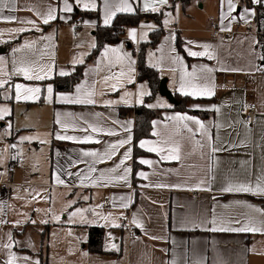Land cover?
<instances>
[{"label":"crops","instance_id":"0c3cea01","mask_svg":"<svg viewBox=\"0 0 264 264\" xmlns=\"http://www.w3.org/2000/svg\"><path fill=\"white\" fill-rule=\"evenodd\" d=\"M69 3L73 6L71 13L62 11L64 0H15L14 5L9 3V8L4 9L3 15L16 16L17 20L15 22L0 20V56L16 61L22 58L40 60L43 52L45 55L41 62L54 63V71L50 79L27 81L22 76H16V81L33 84L42 89L40 98L32 103L41 107L36 108L33 125L41 124L39 129L44 131L45 140L48 141L43 144L45 147L44 164L39 171L44 176V186L49 189L50 193L57 195L58 198L61 197L67 203L65 214L69 221L60 226L69 233L80 236L81 243L85 237L87 238V243L83 247H80L79 244L69 245L68 253H76L78 256L76 260H79V264H173V262L175 264H264V232L235 233L209 230L213 227L211 221L214 218L217 220L216 226H220V222L223 221L226 226L230 222L231 227H240L249 218L254 222H264V195L221 191L229 182H244L255 186L259 177L264 183V72L256 70L257 67H264V63L259 59L264 36L246 32L243 27L245 20H240L238 15L244 14V8L254 9L242 0H234L237 9L231 15L236 16L237 19L230 24L229 20H224V25L229 26L230 31L233 30L236 33L232 35L231 39L223 40L214 38L208 25L215 21L221 28V13L228 11L227 0H223V3L222 0H219L217 19H214L213 16L210 17L204 26H199L196 18L192 15L182 18L179 8L174 25L166 27L165 30L162 22L165 33L160 43L156 48L147 50V65L158 70L161 80H167L168 88L173 94L184 96L179 91L181 77H185L184 83L187 85L192 78L185 76V73H191L194 67L197 70V75L200 74L199 69L202 65L217 69L211 74L216 85L215 95L211 98L191 97L192 100L187 104L190 110L210 114L209 118L202 119L197 115L174 111L173 104L159 93L153 100L148 101L151 89L147 81L141 82L139 79L137 59L141 44L150 40V33L147 34V38L142 40V31L148 30L142 25L124 28L116 41L105 46L119 48L122 53H129L131 59L135 61L133 83L125 82L122 87L118 85V90L112 91L108 84L103 83V77L121 70L119 65L110 66V60L114 61L115 56L110 54L109 59L103 58V49L95 59L87 61L95 49L89 45L92 42L96 44V28L99 25L106 26L103 23L104 0H96L97 8L94 11H87L82 6H77L75 0H69ZM119 3L120 0H109V5L113 10ZM129 3L135 9L134 12L137 9L144 11L143 0H129ZM50 7L56 10L57 19L44 25L41 18L37 16V12L46 14ZM11 8H14V11H10ZM162 8L164 19L168 16L167 12L171 10L175 14L176 4H174V0H169L168 5ZM79 12H95L98 13L99 18L80 17L77 16ZM119 14L130 13L118 12L116 16ZM254 17L255 15L248 16L247 21L253 22ZM77 19H81L84 25L75 36L71 24ZM25 20H35L40 30L37 31L31 25L21 23ZM150 22L146 24L154 25L151 31L159 28L156 23ZM13 28H29L31 30L22 33L10 32L9 30ZM131 29L138 32L136 43H129L130 41L126 37L127 32ZM178 33L183 39V48L188 57L179 53L177 49ZM47 36H51L52 39H41ZM25 41H35L36 44L32 49H23ZM189 41L192 42L191 45L188 44ZM200 44L212 45L209 51L216 58L189 56L188 48H191L192 51H203L198 47ZM78 45L79 47H77ZM15 48H22V51L14 53L13 49ZM82 53H87L84 55L85 68L82 79L74 85L71 91H56L53 80L62 77L58 75V72L65 70L71 73L68 76L73 75L77 67L82 64L73 66L71 61L73 57L80 56ZM176 56L182 59V64L173 62V58ZM221 67L241 69L242 71H220ZM244 79H246V84ZM49 84L53 87L52 102L47 99L46 89ZM81 84L86 88L95 86L96 104L57 102V97L60 94L75 95L76 87ZM141 85L145 86V91L150 95H145L142 98L143 103H137L139 97L136 94ZM125 92L133 93L132 96L127 97L129 103L119 102L110 105L105 103L106 101H120ZM158 102H163L170 107H149V105H155ZM142 105H147L160 114V117L154 120L159 122L158 129L153 128L152 122V133L159 130L162 135H167L174 122L167 120L166 117L177 113L187 114L206 124L216 146L228 150L216 153L213 159H208L207 155L201 157L200 151H197L181 161H161L156 153L148 152L139 146L142 140L156 141L160 137L152 135V137L136 141L135 112L124 111V109ZM194 105H200L201 109L217 106L220 108V112L198 110L194 108ZM245 105L256 106V117L253 123L246 121L250 107L245 110ZM57 113L61 114V119L74 123L75 130L70 128L65 133L55 123ZM67 113L72 115H65ZM114 121L118 123H113ZM129 121L131 122V131L125 132L124 125ZM88 124H94L105 131L112 129L118 134L109 136L104 132L92 133L89 130L85 133L81 131ZM165 125H168V128H165ZM15 132H17L16 136L13 135ZM57 133L81 138L84 135H92L94 141L98 140L99 143L57 140L55 138ZM129 135L132 137L130 143L118 148L116 155L110 159L104 157L103 162H98L106 151H110V144L126 139ZM19 136L20 132L18 131L12 133V138ZM20 137H23V134ZM195 138L201 139L200 134L197 133ZM232 145H236V147H232ZM129 148H131V158L125 161L117 173H110L108 170L119 164ZM37 149H40V146ZM137 149L140 151L139 154L136 153ZM185 150H190V145L185 144ZM203 151L207 153L208 149L205 148ZM84 152H96L99 156L85 157L83 156ZM141 159H150L155 163L150 167L140 164ZM125 166L132 169L128 175V184L122 181L108 182L110 177L122 174ZM209 166H211L210 173ZM89 167H95L96 171L89 172ZM170 169L174 171H169ZM35 171H38V167ZM68 172L74 175L69 176ZM140 172L147 173L148 179L140 177L138 175ZM75 173L81 175L77 176ZM101 174H104V180L93 183L94 180L100 179ZM57 175L65 181L64 184L56 182ZM209 175L215 177L211 182V190H196L195 185L198 181L207 179ZM83 176H89L91 179H85L81 184ZM156 184H179L181 187L157 188L154 186ZM142 185L153 186L142 187ZM121 196L127 199L120 201L119 197ZM107 198L112 200V206L102 208V204ZM121 203H128L129 206L122 208L120 207ZM76 209H88L89 211L81 213V216L77 214L70 218V214ZM255 209H260L261 212H257ZM109 213L115 218V223L122 225L121 227L107 226L109 221L102 219L101 216H108ZM134 216L143 223V229L132 223ZM82 217L91 223H83ZM236 220H239L240 223H235ZM8 221L11 222L12 219L10 218ZM260 226L264 227V224ZM92 227L104 229L102 252H93L87 246L89 229ZM130 229H134L137 235L132 236ZM153 236L160 238L151 239L150 237ZM112 243L118 246L119 251L110 249Z\"/></svg>","mask_w":264,"mask_h":264},{"label":"snow or ice","instance_id":"6c2138e0","mask_svg":"<svg viewBox=\"0 0 264 264\" xmlns=\"http://www.w3.org/2000/svg\"><path fill=\"white\" fill-rule=\"evenodd\" d=\"M169 0H143V10L145 12H160L161 8L163 6L168 5ZM255 4H264V0H252ZM9 3L15 4V0H0V20L6 21V22H15L17 20L16 16H5L3 15L4 9L9 8ZM75 3L77 6H82L84 10L87 11H94L97 8L96 0H75ZM223 3V0H222ZM228 5V11L227 13L222 12L221 13V31H230V27L227 25H224V20H229V24L232 21H235L237 19L236 16H232L231 14L236 11L237 4L234 3V0H227ZM31 10V9H29ZM10 11H14V8H11ZM63 12L71 13L73 12V6L69 3V0H64V7L62 8ZM135 9L133 8L132 4L129 3V0H120V3L116 5L115 10L112 9V7L109 5V0H104V17H103V23L104 25H110L112 23L113 18L116 16L118 12L120 13H133ZM244 14H238L240 20L247 21L248 16H254L255 11L250 10L248 8H244L243 10ZM169 15H171L169 13ZM37 16L41 18L42 23L44 25H47L50 23V21H53L57 19L56 16V10L54 8H49L46 14H42L37 12ZM61 19H64V17H61ZM21 23H25L28 25H31L32 28L39 31V27L36 24L35 20H25L21 21ZM165 24L170 23L169 20L164 21ZM142 27L147 28L149 30L154 28V25L151 24H145L142 25ZM29 28H13L10 29V32L13 33H22L25 31H30ZM147 32H143L141 38H144L147 36ZM129 36L132 39L137 38V32L135 29H131L129 31ZM174 39V37H172ZM41 39L44 40H51V36L42 37ZM35 41H25L22 48L23 49H32L35 46ZM189 45L192 44L191 41L188 42ZM79 47V45L77 46ZM89 47L95 48L96 44L95 42H92ZM198 47L202 48L203 51H192L191 48L187 49L188 55L192 57H207L208 59H215L216 57L214 54L209 51V49L212 48V45L210 44H200ZM22 48H15L13 49L14 53H19L22 51ZM87 53H82L80 56L73 57L71 63L73 66L77 64H83L84 63V55ZM110 54L115 56V60H110V66L114 67L116 65L120 66V71L117 73H112L111 75H106L103 77V83L108 84L110 89L112 91L118 90V85L123 86L125 82L127 83H133L134 77L133 73L135 72L134 64L135 61L131 59L129 53H122L121 49L119 48H109L105 47L104 52L102 54L103 58L109 59ZM44 53H41L40 60L36 59H20L19 61L13 60V70L11 73L5 72L3 66L5 65V59L3 56H0V76H22L27 81H43L46 79L51 78V74L54 71V63H43L41 62L44 57ZM259 59L261 61H264V55L259 56ZM174 63H183L182 59L179 56H176L173 58ZM99 63V62H98ZM18 65V66H16ZM155 66V65H153ZM126 67V71H125ZM74 70V69H73ZM220 71H232V72H238L242 71L241 69H227L224 67H221L219 69ZM258 71L264 72V67H257ZM217 71V69L208 67L206 65L200 66L199 69V75H197V70L194 67L191 73H185V76H189L192 79L188 82L186 85L184 83L185 77H181V84L179 91L184 96H190L193 98H211L215 95V89L216 85L214 83V78L212 77V73ZM71 73L69 71L60 70L58 72L59 76H68ZM111 81H115L114 83H109ZM10 83L9 79H2L0 78V88H5V85H8ZM14 99L16 101H35L40 98V93L42 89L40 87H31L27 86L22 83H16L14 86ZM190 89V90H189ZM47 99L49 102H52L53 99V87L51 84L47 86ZM101 94H103L101 92ZM96 95L95 86L93 85L91 88H86L85 85L81 84L76 87V94L75 95H64L60 94L57 97V102L59 103H65V104H82V105H94L97 103L96 99H94V96ZM133 93L125 92L124 95L120 98V101H106V104H115L119 102H123L125 104L129 103V100L127 97L132 96ZM139 98L137 99V103H143V97L145 95H150L147 91H145V86L141 85L140 90L136 94ZM149 107H170V105H167L163 102H158L155 105H149ZM250 107V105H245L244 108L247 110V108ZM195 109L198 110H205V111H215L220 112V108L217 106H212L208 109H201L200 105H194ZM10 114V110L7 107H0V120L4 119L6 116ZM65 115H72L71 113H67ZM167 120L174 122L171 126V129L168 131L167 135H162V133L159 130L153 131L152 135L156 137H160V139L156 141L151 140H142L140 141V147L145 148L148 152L156 153L157 156H159L161 161H181L186 156H192L197 151H200L201 157L207 155L208 159H213L216 153L221 151L228 150L224 147H217L215 144V141L209 131V128L206 124H204L201 120L198 118L187 115V114H180L177 113L172 116L166 117ZM55 123L60 126V128L66 133L68 129L72 128L75 130L76 125L74 123H69L63 119H61V114L57 113V118ZM113 123H118L117 121H114ZM246 123V122H245ZM159 122L153 121V128L158 129ZM216 127H219V125H216ZM165 128H168V125H165ZM89 130L92 133H100L104 132L106 135L114 136L118 133L112 129H105L99 128L94 124H88L86 128L81 129V131L87 133ZM124 131L130 132L131 131V122H127L124 125ZM187 133V135H185ZM197 133L200 134L201 139H196ZM55 138L57 140H70L75 141L78 143H89V142H96L99 143L98 140L94 141V138L92 135H84L82 138L72 135H66V134H60L57 133ZM218 139V137H217ZM38 140L41 144L48 143L47 140L40 139L38 136H23L20 137V141H33ZM132 140V137L129 135L126 139H121L115 144H110L109 149L110 151H106L103 154V157H100V160L98 162H103L104 157L111 158L112 156L116 155V150L118 148L123 147L124 145L130 143ZM185 144L190 145V150H185ZM11 148H16V145H10ZM232 147H236V145H232ZM207 148L208 152L205 153L203 150ZM7 151V149H5ZM83 156L85 157H97L99 156L96 152H84ZM131 158V148L127 149V151L124 153L123 159L120 160L119 164H117L114 168L109 169L108 171L110 173H117L121 166L125 164V161ZM12 159H16L15 156L12 157ZM2 162V160H0ZM76 163V162H73ZM95 163V162H94ZM140 164L153 166L155 161L150 159H141L139 161ZM95 167H89V172H95ZM132 169L130 167H124L122 174L114 175L109 178L108 182H115V181H122L125 184H128V175L131 173ZM169 171H174L170 169ZM209 173L211 172V166H209L208 169ZM6 173H0V175H5ZM69 176L74 175L71 172L67 173ZM75 175L80 176V173H75ZM138 175L144 179H148V174L145 172H140ZM85 179H91L89 176H83L81 178V184H83V181ZM215 179L214 176L209 175L207 179H201L198 181V183L195 185L196 190H202V191H210L211 190V182ZM101 180H104V174H101V177L99 180H94L93 183H99ZM56 182L58 184H64L65 181L60 178L59 175L56 176ZM130 186V185H129ZM153 185H142V187H149ZM157 188H163V187H181V185H164V184H156L154 185ZM222 192L225 193H252L253 195H264V183L261 182V178H257V183L255 186H252L250 183H231L229 182L225 187L221 189ZM39 193H37V196ZM36 197H33L35 199ZM84 199H87V197H84ZM120 201H125L127 198L124 196L119 197ZM129 205L128 203H121L120 207L127 208ZM71 207V205H69ZM248 207H251V205H248ZM36 211H42L41 209H36ZM48 212H51V209L47 210ZM85 211H89L88 209H76L75 212L70 214L71 217H75L77 214H81ZM257 212H261L260 209H255ZM97 215H100L97 213ZM102 219L109 221V224L107 226L111 227H121L122 225H119L115 223V218L112 217V214L109 213L108 216H101ZM52 219L55 221H60V216L53 215ZM83 223H91V221L84 220L82 217ZM17 224L20 223V221L16 222ZM31 223L35 224L36 221L32 220ZM41 223H48V220H42ZM132 223L138 227L143 229L144 225L142 222L136 219L134 216L132 219ZM211 223L213 224V227L210 228V231H221V232H235V233H257V232H264V227L260 226L261 224H264V222H254L251 218L248 219L246 223H243L240 227H231L230 222L227 223V226L225 225V222L221 221L220 226L217 225V220L214 218ZM235 223H240L239 220H236ZM71 234V233H69ZM147 234V233H145ZM111 239V236L109 237ZM151 239H159L160 237H150ZM9 243L5 244L3 247L6 249L12 248V236L9 233L8 234ZM111 250H117L119 251L118 246L115 243H112L110 245ZM17 259H19L15 253L9 252L8 259L6 261V264H16ZM24 260H28V257H23ZM34 264H39V261H35ZM175 264V262H173Z\"/></svg>","mask_w":264,"mask_h":264},{"label":"rangeland","instance_id":"374dc122","mask_svg":"<svg viewBox=\"0 0 264 264\" xmlns=\"http://www.w3.org/2000/svg\"><path fill=\"white\" fill-rule=\"evenodd\" d=\"M176 2L174 0V4ZM179 8L182 18L192 15L199 26H204L210 17L217 19L219 0H194L187 11H182L181 4L179 6L177 3L174 9L175 14L171 10L169 11L171 15L167 12L168 16L163 19L165 30L166 27L173 26L176 22ZM165 20H169L170 23L165 24ZM145 31L149 34L151 30ZM145 31L143 30L142 34ZM126 35L129 43H136L137 38L132 39L129 31ZM145 38L147 37L142 40ZM4 59V71L11 73L14 67L13 59L6 57ZM0 78L10 80L5 88H0V107H7L10 110V114L0 120V160H2L0 173H6L0 175V185L10 186L7 193L0 191V264H6L10 251L19 258L16 264H34L37 260L39 264H79V260H76L78 257L76 253H68L67 248L69 245L76 244L83 247L87 243V238L85 237L81 243L80 236L69 234V231L60 226L69 221L65 214L67 203L61 197L52 195L44 186V176L39 170L44 164L45 147L38 140L20 141L22 134L46 139L44 131L39 129L41 124L33 125L36 108L41 107L33 105L32 100L18 102L14 99L13 86L16 83L31 87L37 86L16 81V76H0ZM14 131L20 132L18 138H12ZM13 144L16 148L10 147ZM38 146L40 149H37ZM13 156L16 159H12ZM37 167L38 171H35ZM37 193H39L38 196ZM33 197L36 198L33 199ZM36 209L42 211H36ZM48 209H51V212H48ZM53 215L60 216V221L53 220ZM78 215L81 216V214ZM10 218L11 222L8 221ZM32 220L36 223H31ZM42 220H48V223H41ZM17 221L20 223L17 224ZM9 233L12 236V248L6 249L3 246L9 243ZM23 257L29 259L26 261Z\"/></svg>","mask_w":264,"mask_h":264},{"label":"trees","instance_id":"16d2710c","mask_svg":"<svg viewBox=\"0 0 264 264\" xmlns=\"http://www.w3.org/2000/svg\"><path fill=\"white\" fill-rule=\"evenodd\" d=\"M194 0H181V8L183 11H187L192 5ZM250 8L255 10V17L253 19L254 26L258 32L264 31V4H255L252 0H242ZM177 4V2L175 3ZM77 16L84 18H99L98 13L95 12H79ZM164 13L160 12H145L137 9L136 12L130 14H119L114 19L110 26H98L95 30L96 47L92 54L88 57V62L95 59L100 52L104 49L106 44L116 41L122 34V31L126 27H138L153 21L158 25V29L150 32V40L142 43L140 50L137 55L138 68H139V79L146 80L151 89V95L148 101L154 99L159 93V85L161 78L158 70L147 65L146 54L149 48H156L160 43L165 31L162 28ZM184 42L181 35L178 33L176 38V46L179 53L188 57L183 48ZM261 55H264V43L261 45ZM264 63V61H262ZM85 64L79 65L76 72L67 77H57L53 80L54 88L56 91H71L74 85L79 82L83 77V71ZM176 100L179 102L178 105H173V110L183 113H190L197 115L202 119L210 117L208 112L193 111L187 107V104L192 100L189 96H181L174 94ZM135 112L136 116V141L143 138L152 137V122L160 117L159 112L154 111L147 105L138 106L136 108L124 109V111ZM139 154V149L136 150ZM104 239V229L99 227H92L89 229L88 248L93 252H102Z\"/></svg>","mask_w":264,"mask_h":264},{"label":"built area","instance_id":"2783aa9c","mask_svg":"<svg viewBox=\"0 0 264 264\" xmlns=\"http://www.w3.org/2000/svg\"><path fill=\"white\" fill-rule=\"evenodd\" d=\"M176 1H177V3H181V0H176ZM83 25H84V23L81 19H77L74 22H72L71 27H72V30H73V33L75 36L78 35L80 30L83 28ZM243 27H244V30L246 32H249V33L253 32V33L260 34V35L264 36V31L258 32L252 21H245L243 23ZM220 29H221L220 25L215 21L211 22L209 25V31L214 38H221L223 40H229L232 38V35H234L236 33V31H233V30L232 31H221ZM244 80H245L244 83L246 84V79H244ZM249 110L250 111L246 117V121L248 123H253L255 120V117H256V106L255 105L250 106ZM16 134H17V132H15L13 135L16 136ZM9 187L10 186L7 184H1L0 185V191L6 192L9 190ZM111 206H112V200L110 198H107L106 201L102 204V208H109ZM130 234L132 236H136L137 232L134 229H130Z\"/></svg>","mask_w":264,"mask_h":264},{"label":"water","instance_id":"95a60500","mask_svg":"<svg viewBox=\"0 0 264 264\" xmlns=\"http://www.w3.org/2000/svg\"><path fill=\"white\" fill-rule=\"evenodd\" d=\"M159 94L165 97L173 105H178L179 102L176 100L172 91L168 88L167 80L162 79L159 85Z\"/></svg>","mask_w":264,"mask_h":264}]
</instances>
